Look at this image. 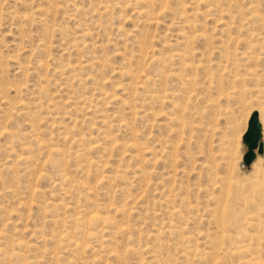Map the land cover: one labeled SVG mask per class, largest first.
<instances>
[{
  "label": "rangeland",
  "instance_id": "rangeland-1",
  "mask_svg": "<svg viewBox=\"0 0 264 264\" xmlns=\"http://www.w3.org/2000/svg\"><path fill=\"white\" fill-rule=\"evenodd\" d=\"M263 63L264 0H0V264H264Z\"/></svg>",
  "mask_w": 264,
  "mask_h": 264
},
{
  "label": "water",
  "instance_id": "water-1",
  "mask_svg": "<svg viewBox=\"0 0 264 264\" xmlns=\"http://www.w3.org/2000/svg\"><path fill=\"white\" fill-rule=\"evenodd\" d=\"M261 126L258 121L256 111H251L246 123V128L241 136V141L245 145V152L241 156L242 165L248 166L254 159L255 153H262V142L260 141Z\"/></svg>",
  "mask_w": 264,
  "mask_h": 264
},
{
  "label": "bare ground",
  "instance_id": "bare-ground-1",
  "mask_svg": "<svg viewBox=\"0 0 264 264\" xmlns=\"http://www.w3.org/2000/svg\"><path fill=\"white\" fill-rule=\"evenodd\" d=\"M192 25V24H191ZM195 26V25H194ZM184 38V37H183ZM187 38V37H186ZM187 39H189V38H187ZM184 40V39H183ZM191 40V39H190ZM185 41H187V40H185ZM184 42V41H183ZM187 43H188V41H187ZM186 45V44H185ZM189 48H191V45H190V47ZM186 49H188V48H186ZM185 49V50H186ZM190 52V51H189ZM193 52V51H192ZM191 52V53H192ZM180 53H184V52H182V51H180ZM185 54V53H184ZM189 54V53H188ZM188 54L186 55V56H188ZM190 55V54H189ZM261 55V54H260ZM179 57V56H178ZM182 57H183V55H182ZM189 57V56H188ZM190 59V58H189ZM181 60H183V59H181ZM184 62H187L186 61V59L184 58ZM257 60V59H256ZM258 60H259V57H258ZM182 64V63H181ZM264 64V63H263ZM262 64V65H263ZM188 65V63H186V66ZM185 66V65H184ZM183 66V67H184ZM256 66V65H255ZM261 66V65H260ZM194 67V66H193ZM257 67V66H256ZM255 67V68H256ZM250 68H251V66H250ZM254 68V67H253ZM263 68V67H262ZM255 71V70H254ZM253 71V72H254ZM253 74V73H252ZM256 74H258V71H257V73ZM262 75V74H261ZM258 75H256V77H257ZM263 76V75H262ZM264 111V110H263ZM257 112V111H256ZM257 114H258V121H259V113L257 112ZM262 116H263V114H262ZM260 122V121H259ZM260 126H261V132H260V137L262 136V125H261V123H260ZM264 126V125H263ZM261 141V140H260ZM262 142V152H263V148H264V145H263V141H261ZM254 153H255V150H254ZM21 156V155H20ZM19 156V157H20ZM256 157H257V155L255 154V157H254V159L250 162V164L248 165L249 167H250V165L254 162V160L256 159ZM21 160V159H20ZM258 161V160H257ZM261 161V160H260ZM257 163V162H256ZM259 163V162H258ZM254 164H255V162H254ZM255 165H257V164H255ZM244 166V165H243ZM260 166V165H259ZM258 168V167H257ZM41 173V172H40ZM42 174V173H41ZM92 213V212H91ZM93 214V213H92ZM91 214V215H92ZM89 215H90V213H89ZM96 216L94 215V218H95ZM87 218V217H86ZM92 218H93V216H92ZM92 220V219H91ZM91 220H88V221H91ZM84 221V220H83ZM85 222V221H84ZM2 249V248H1ZM2 252V251H1ZM17 252V251H16ZM3 253H4V251H3ZM2 254V253H1ZM5 254H6V252H5ZM257 260V259H256ZM255 260V261H256ZM245 261H247L246 259H245ZM258 261V260H257ZM257 261H256V264H257ZM252 262V261H251ZM245 263V262H244ZM250 263V262H249ZM246 264V263H245Z\"/></svg>",
  "mask_w": 264,
  "mask_h": 264
}]
</instances>
